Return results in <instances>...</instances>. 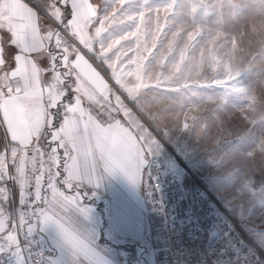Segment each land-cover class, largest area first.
I'll return each mask as SVG.
<instances>
[{
    "label": "crops",
    "instance_id": "0c3cea01",
    "mask_svg": "<svg viewBox=\"0 0 264 264\" xmlns=\"http://www.w3.org/2000/svg\"><path fill=\"white\" fill-rule=\"evenodd\" d=\"M39 3L41 8L30 0H0V181L13 177L12 198L1 199L0 235L11 226L13 207L29 197L26 172L34 158L26 149L37 147L44 184L34 192L33 219L21 223L23 233H42L49 264H127L124 253H137L135 239L149 231L140 189L144 130L123 112L97 68L95 75L79 74V64L95 66L91 60L70 43L75 53L66 58V40L50 36L52 27L43 25L45 9H55L61 22L52 26H65L68 37L92 53L89 29L102 0ZM64 71L71 72L63 77L67 84L60 82ZM47 74L53 84L45 81ZM21 238L13 239L11 250L20 251ZM138 264L154 262L145 254Z\"/></svg>",
    "mask_w": 264,
    "mask_h": 264
},
{
    "label": "rangeland",
    "instance_id": "374dc122",
    "mask_svg": "<svg viewBox=\"0 0 264 264\" xmlns=\"http://www.w3.org/2000/svg\"><path fill=\"white\" fill-rule=\"evenodd\" d=\"M45 10L50 36L95 65L79 74L110 81L147 152L174 154L173 168L197 174L264 252V0H102L92 53Z\"/></svg>",
    "mask_w": 264,
    "mask_h": 264
},
{
    "label": "built area",
    "instance_id": "2783aa9c",
    "mask_svg": "<svg viewBox=\"0 0 264 264\" xmlns=\"http://www.w3.org/2000/svg\"><path fill=\"white\" fill-rule=\"evenodd\" d=\"M38 7L39 0H30ZM17 79L14 85H19ZM1 126V125H0ZM33 162L26 172L29 197L12 209L11 226L0 235V264H49L45 252L47 240L38 230L25 234L21 223L33 219L34 192L43 185L42 152L26 149ZM174 154L163 155L157 149L147 152L141 193L146 205L149 231L135 239L138 252L127 250L123 261L138 264L150 254L154 264H264V252L245 235L240 223L220 205L214 192L191 170L177 171ZM180 162V160H178ZM13 177L0 181V217L4 196L12 198ZM22 236L20 251L11 250L13 239Z\"/></svg>",
    "mask_w": 264,
    "mask_h": 264
},
{
    "label": "trees",
    "instance_id": "16d2710c",
    "mask_svg": "<svg viewBox=\"0 0 264 264\" xmlns=\"http://www.w3.org/2000/svg\"><path fill=\"white\" fill-rule=\"evenodd\" d=\"M38 6H40V8H41L40 3H39ZM64 11H65V17H67V16H68V13H69V9H68V7H64ZM91 56H92V59H94V60L96 59L94 55H91ZM98 64H99V66L104 70V72L107 74L108 71H107V69L103 66V64H102L101 62H99ZM68 93H69V92H67L66 96H68Z\"/></svg>",
    "mask_w": 264,
    "mask_h": 264
}]
</instances>
